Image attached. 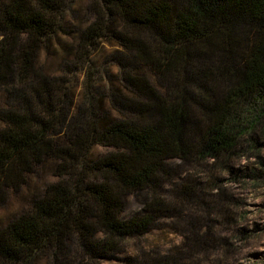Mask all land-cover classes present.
Wrapping results in <instances>:
<instances>
[{
	"label": "trees",
	"instance_id": "trees-1",
	"mask_svg": "<svg viewBox=\"0 0 264 264\" xmlns=\"http://www.w3.org/2000/svg\"><path fill=\"white\" fill-rule=\"evenodd\" d=\"M67 6L0 0V203L46 159L58 162L59 178L0 230V264L106 259L169 213L184 222L198 212L208 222L219 213L230 220L224 196L182 177L165 186L171 160L233 172L243 141L264 129V0H91L93 21L75 57L88 73L102 41L118 46L112 61L128 96L110 91L115 119L92 99L72 114L67 82L37 71L38 53L63 31ZM97 145L111 151L92 161ZM133 195L142 197L141 211L124 220ZM185 232L188 259L217 247L212 225L203 235Z\"/></svg>",
	"mask_w": 264,
	"mask_h": 264
},
{
	"label": "rangeland",
	"instance_id": "rangeland-1",
	"mask_svg": "<svg viewBox=\"0 0 264 264\" xmlns=\"http://www.w3.org/2000/svg\"><path fill=\"white\" fill-rule=\"evenodd\" d=\"M90 3L91 0H68L63 31L40 50L36 67L47 77L63 78L67 82L71 89L72 114L92 99L100 105V110L107 113L108 119H115L118 115L108 101L110 91L128 96L119 84V67L112 61L118 46L102 41L92 57L93 68L88 73L80 70L81 64L75 57L79 34L93 21ZM2 99L3 93H0V101ZM110 151L94 146L90 158L97 160ZM169 164L173 181L165 186L167 191L173 188V183H179L180 177L195 182L217 199L224 196L225 209L232 218L228 220L226 215L219 213L211 216L208 222L205 213L198 212L191 221L184 222L176 214L169 213L148 233L124 240L120 250L109 254L108 258L93 262L85 260L82 264H167V260L176 255L183 256L185 264H264V129L257 130L252 138L243 141L238 155L230 161L233 172L225 170L220 163L218 166L212 163L207 167L187 166L180 160H171ZM57 165L56 160L46 159L27 176L26 184L19 191H11L7 201L0 203V230L27 212L49 186L59 181L55 173ZM140 198L138 195L127 198L122 219L130 220L139 214L142 208ZM166 199L174 206L168 194ZM187 222L196 223L197 228L191 230ZM208 225H212L217 247L196 249L192 252L193 258L188 259L185 229L188 228L189 234L200 229V235H203ZM71 255L79 257L74 252ZM37 264L48 263L41 259Z\"/></svg>",
	"mask_w": 264,
	"mask_h": 264
}]
</instances>
